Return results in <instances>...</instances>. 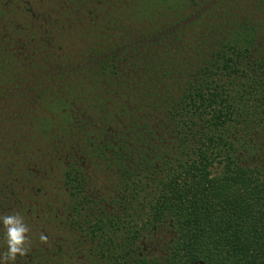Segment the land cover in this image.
I'll return each instance as SVG.
<instances>
[{
  "label": "trees",
  "instance_id": "1",
  "mask_svg": "<svg viewBox=\"0 0 264 264\" xmlns=\"http://www.w3.org/2000/svg\"><path fill=\"white\" fill-rule=\"evenodd\" d=\"M84 1L0 0V217L30 229L8 264H264V0Z\"/></svg>",
  "mask_w": 264,
  "mask_h": 264
},
{
  "label": "rangeland",
  "instance_id": "2",
  "mask_svg": "<svg viewBox=\"0 0 264 264\" xmlns=\"http://www.w3.org/2000/svg\"><path fill=\"white\" fill-rule=\"evenodd\" d=\"M97 1H100V0H97ZM94 2V6L95 5H98L99 3ZM103 1L104 0H101V5H103ZM116 0H110L109 2H115ZM140 2H144V3H141V4H136L135 8H129L127 5L131 3V0H129V2L125 3V9L128 10V8L130 9V11L135 15V18H137L138 20L141 19L142 17H145L147 20L148 18H154L157 20V17L156 15L161 14V17L162 18H166L167 19H173L175 16L177 18H182L184 17L188 10H194V9H189L186 5V3L183 2V0H146V1H140ZM25 3L28 4L30 10H43V13L41 12V14H46L48 12H51L53 13V10L50 9V3H51V0H46L45 3H46V10H44L45 8V5H44V8L42 7H38V4L41 3V0H25ZM93 3V0H85L84 1V8L83 10H89V8L91 7ZM91 4V5H90ZM247 4L246 0H243L241 2V7H245ZM34 5V6H33ZM210 5V2H208V6ZM32 6V8H31ZM99 7V6H98ZM109 9V5H106V9ZM208 8V7H207ZM245 8H248V7H245ZM91 12V10H89ZM93 11H96L97 13L99 12V10H93ZM136 11V12H134ZM88 12V14L90 13ZM86 14V15H88ZM91 14V13H90ZM114 14V10H107V13L106 15H112ZM95 15V14H94ZM94 15L90 16L91 18L94 17ZM114 16V15H112ZM89 17V15H88ZM47 29V31H51L53 29V26H51L50 24H46L45 23V27ZM138 29H140V27L138 26ZM80 32H82L83 35H85V43L87 42V33L89 32V30L87 31V28L86 27H81L79 29ZM142 32H150L151 33V29L149 28L148 25L146 24H142ZM90 32H92V30H90ZM137 38V37H136ZM152 37H149L148 40H151ZM126 42H130L129 39H124ZM138 40V39H136ZM120 41H123V38L120 40ZM53 47L54 45L51 44L50 48H49V52H50V55H53L55 54L56 51H53ZM60 50L61 52L64 51V49L62 47H60ZM46 78L47 80V77L44 76V75H39L37 77V85H40L42 86V83H43V79ZM35 85V84H34ZM36 86V85H35ZM37 103L39 101H36ZM41 116V114H39Z\"/></svg>",
  "mask_w": 264,
  "mask_h": 264
},
{
  "label": "clouds",
  "instance_id": "3",
  "mask_svg": "<svg viewBox=\"0 0 264 264\" xmlns=\"http://www.w3.org/2000/svg\"><path fill=\"white\" fill-rule=\"evenodd\" d=\"M3 227L5 229V242L7 245L6 252L3 253V264H8L9 261L14 262L17 255L24 256L28 252V245L30 240L27 236L30 229L24 222L23 217L19 214L6 215L0 217ZM41 242L46 243L47 238L41 234L39 237Z\"/></svg>",
  "mask_w": 264,
  "mask_h": 264
}]
</instances>
